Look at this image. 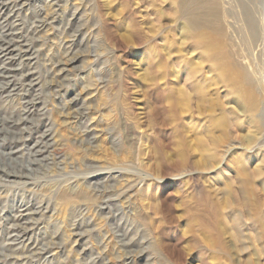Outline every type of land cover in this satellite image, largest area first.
<instances>
[{
    "label": "rangeland",
    "instance_id": "1",
    "mask_svg": "<svg viewBox=\"0 0 264 264\" xmlns=\"http://www.w3.org/2000/svg\"><path fill=\"white\" fill-rule=\"evenodd\" d=\"M27 3L33 94L48 87L25 144L51 127V145L18 183L0 153V264H264V0ZM17 92L0 118L22 112ZM5 135L0 150L23 147ZM22 204L42 219L12 250Z\"/></svg>",
    "mask_w": 264,
    "mask_h": 264
},
{
    "label": "bare ground",
    "instance_id": "2",
    "mask_svg": "<svg viewBox=\"0 0 264 264\" xmlns=\"http://www.w3.org/2000/svg\"><path fill=\"white\" fill-rule=\"evenodd\" d=\"M22 1L23 0H0V29H1V31H0V96L5 91H9L7 96H11L12 91L13 92L19 91L16 94L21 97L20 99L24 103V107L22 109V112H20L16 116L11 115L9 117L4 116V117L0 118V133L1 134H5V133H13V134L16 133V134H18L19 133L20 138L18 140L20 142H23V147L18 149V151L22 152L23 150L27 149L28 155H29L27 158L28 160H26L27 162H25V161L20 162L17 158L11 156L12 154H14L18 151H10L8 153H5L2 150H0L1 155L4 156L7 160H9V166L11 167V169L10 168L6 169V170H4V168L2 169L4 171L3 172L4 181L9 182V183L17 182V181H15L16 179L29 178V174L27 171L32 170V167H31L32 164H40L41 165L42 161H44L45 159H43V158L41 159L38 156L42 155L44 152H46V148L51 145V143L48 142L49 139H47V138L52 133L51 127L47 128L41 136L42 140L41 139L37 140L30 147H29V145L25 144L26 140H29V139L24 136V133L25 132L31 133V131L28 130V128L30 129V127L27 126V123L31 122L30 116H32L33 113L38 109V105L42 103V100H41L42 96H44V94H46L44 87L47 88L48 84L42 83L40 85L43 87V90L41 89L42 93L40 92L37 94H33V91L37 90L34 88L42 82V80L40 79V76H42V75L39 71V68H37L38 65L35 66L34 70H31L33 68V64L38 62V60H36L34 63H32V61L34 58L38 57L39 50H41V49H34L35 42L37 41L38 38L35 39L32 36L29 37L28 34H23L22 29L28 27V23H27L28 20L23 19L21 17V14H22V10L25 8V5L29 4V3H27L28 0H25L24 2H22ZM241 2H243V1H241ZM248 3L246 2V4L244 5V7H245L244 8V15H245L246 21H247L248 25L250 26V28H252L255 31L256 20L254 18L255 16L253 15V10L248 5ZM19 5H21V6H19ZM15 7H17V8H15ZM36 13H37V9H36ZM18 20H21L22 22L19 23ZM36 21L39 22V24L36 23V24L31 25L32 29H29L28 32L31 31V33L32 32L36 33L44 25L49 24L47 20H43V19H36ZM19 25H22V26L20 27ZM21 39L26 40L27 42L19 43V44H17L16 47H12L17 42H21ZM23 46H27V48H23ZM14 51H19V52L17 54H13ZM23 55H29V56L22 58V60L17 63L18 58L22 57ZM33 55H35V56H33ZM76 57H79V56H76ZM15 65H17V66H15ZM25 69H30V70H28V72L22 74L21 72H24ZM37 73H40V74H38L39 75L38 77H35L34 75ZM227 80L231 81L230 78H228ZM49 84L51 85V83H49ZM159 114H160V112L158 113V115ZM11 126L17 128L19 130H22V131L16 132V131L11 129ZM1 134H0V136H1ZM6 139H7L6 135L3 136V138L1 139L2 142L0 143V147L6 143V141H7ZM45 139H46V141H44ZM37 147H39V149H37ZM17 164H21V167L16 170ZM41 166H43V165H41ZM31 173H34V172H31ZM31 176H32V174H31ZM110 177H112V179H113L114 176L111 175ZM1 184H2V182H1ZM96 184H98V183H96ZM109 201H110V199L103 200L102 205L105 204L106 207L111 209V207H110L111 205H109L107 203ZM24 205H26V204H22V206H24ZM40 207L41 206H39V208ZM39 208L34 209L33 204H32V207H30V205H28L27 207L24 206L23 208L19 209V211H21V213L14 216L15 224L10 226V228H12L15 231V233L9 235L8 238L10 241L7 242L5 245L10 246V248H12L16 244H23L24 240H22V238L24 236H26L28 233H30L31 231H33L34 228L37 227L36 225L42 219L41 217L40 218L34 217L36 214H42L41 213L42 210L40 211ZM100 208L103 209V208H105V206H101ZM46 209H48V206H46ZM26 210H29V211L25 212ZM23 219H26V220H24L25 221L24 223H28L31 226H26V225L24 226L21 222ZM118 235H119V233H118ZM126 236L127 235L120 234V237H119L120 241H123L122 245L125 248H127V246L133 242V239H129L128 241H126V239H127ZM29 239L31 240L32 236ZM29 246L30 245H27V246L25 245L24 247L27 249L28 252H31L32 250L29 249ZM44 246L45 247L41 248L42 250H47V248L49 249L51 247L49 245H44ZM19 248L20 247H18L16 250H18ZM12 250H13V248H12ZM126 252H129V251L126 250ZM42 253H44V251Z\"/></svg>",
    "mask_w": 264,
    "mask_h": 264
}]
</instances>
